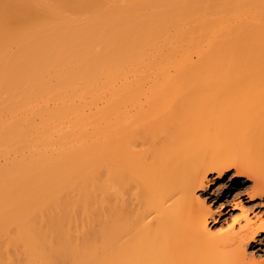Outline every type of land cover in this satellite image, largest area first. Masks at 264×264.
<instances>
[{"label": "bare ground", "instance_id": "6f19581e", "mask_svg": "<svg viewBox=\"0 0 264 264\" xmlns=\"http://www.w3.org/2000/svg\"><path fill=\"white\" fill-rule=\"evenodd\" d=\"M263 214L264 0H0V264H264Z\"/></svg>", "mask_w": 264, "mask_h": 264}, {"label": "rangeland", "instance_id": "374dc122", "mask_svg": "<svg viewBox=\"0 0 264 264\" xmlns=\"http://www.w3.org/2000/svg\"><path fill=\"white\" fill-rule=\"evenodd\" d=\"M232 172L233 171L230 173ZM232 176L233 175L229 174L221 183H219V181H214L212 185L210 184V187L202 191L210 205L213 206L217 221L219 220L220 222L216 227L220 225L226 226L228 223H231L232 218L242 214V207L249 216L262 213L263 208L261 207L260 199L249 198L246 194V191L250 189L252 180L241 179L235 181L232 179ZM227 196L228 198L226 199ZM220 210L221 212L218 214ZM253 247L255 248L254 251H259L261 257L264 258V232L261 233L258 242L252 243L251 248Z\"/></svg>", "mask_w": 264, "mask_h": 264}, {"label": "snow or ice", "instance_id": "6c2138e0", "mask_svg": "<svg viewBox=\"0 0 264 264\" xmlns=\"http://www.w3.org/2000/svg\"><path fill=\"white\" fill-rule=\"evenodd\" d=\"M235 223V222H234Z\"/></svg>", "mask_w": 264, "mask_h": 264}]
</instances>
